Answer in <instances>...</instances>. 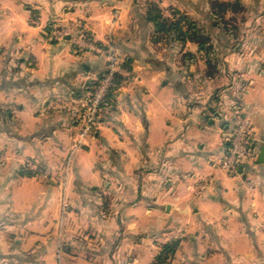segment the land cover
<instances>
[{"label":"crops","instance_id":"crops-1","mask_svg":"<svg viewBox=\"0 0 264 264\" xmlns=\"http://www.w3.org/2000/svg\"><path fill=\"white\" fill-rule=\"evenodd\" d=\"M152 1L211 45L157 38L147 0H0V264H264V0L229 27L213 0ZM108 43L122 79L75 147ZM246 115L256 155L231 172Z\"/></svg>","mask_w":264,"mask_h":264},{"label":"built area","instance_id":"built-area-1","mask_svg":"<svg viewBox=\"0 0 264 264\" xmlns=\"http://www.w3.org/2000/svg\"><path fill=\"white\" fill-rule=\"evenodd\" d=\"M65 31L58 29L55 31V38L64 37ZM108 56V64L103 73L96 79V84L84 97L75 100L73 114L80 123L78 138L75 147L83 144L84 139L93 137L99 125L102 111L106 105V100L111 88L114 85L119 72L120 63L114 46L108 43L103 49ZM256 155L252 142V125L249 117L239 116L236 126L231 133L230 147L225 155L222 167L231 172H237L240 163L253 158Z\"/></svg>","mask_w":264,"mask_h":264},{"label":"trees","instance_id":"trees-1","mask_svg":"<svg viewBox=\"0 0 264 264\" xmlns=\"http://www.w3.org/2000/svg\"><path fill=\"white\" fill-rule=\"evenodd\" d=\"M212 9L214 14H216L219 19H221V22L226 27H229V22H233V19H222V17L224 16L223 14L228 11L241 12L244 10V6L240 0H236L233 2L213 0ZM147 12L148 19L154 22L156 26V35L158 36L157 38H159L160 40L167 39L168 41L175 40L177 42H185L189 39L198 42L205 47H209L211 45L210 36L204 33L199 28L198 23L195 20L189 18L188 15L178 10H173L174 18H169L163 14L162 10L159 9L156 3L152 0H147ZM121 79L122 76L118 73L114 85L108 94L106 105L109 104V101L114 95L115 90L118 88ZM95 84L96 81L94 80L93 83L90 85L88 91H91ZM179 243V240H172L164 244L162 252L158 256V260L160 262L167 261V259L176 252Z\"/></svg>","mask_w":264,"mask_h":264},{"label":"water","instance_id":"water-1","mask_svg":"<svg viewBox=\"0 0 264 264\" xmlns=\"http://www.w3.org/2000/svg\"><path fill=\"white\" fill-rule=\"evenodd\" d=\"M261 162H264V148L261 151L260 159Z\"/></svg>","mask_w":264,"mask_h":264},{"label":"rangeland","instance_id":"rangeland-1","mask_svg":"<svg viewBox=\"0 0 264 264\" xmlns=\"http://www.w3.org/2000/svg\"><path fill=\"white\" fill-rule=\"evenodd\" d=\"M231 20V18H229ZM229 24H234L233 22L231 23V21L229 22Z\"/></svg>","mask_w":264,"mask_h":264}]
</instances>
